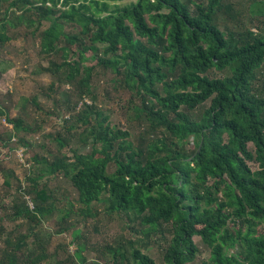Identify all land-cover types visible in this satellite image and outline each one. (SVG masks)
I'll list each match as a JSON object with an SVG mask.
<instances>
[{
    "label": "trees",
    "instance_id": "trees-1",
    "mask_svg": "<svg viewBox=\"0 0 264 264\" xmlns=\"http://www.w3.org/2000/svg\"><path fill=\"white\" fill-rule=\"evenodd\" d=\"M111 1L119 0H0V51L11 28L40 34L42 52L62 60L46 69L56 78L50 89L65 88L66 109L78 112L71 120L86 125L78 137L93 141L90 153L66 155L73 125L55 138L57 153L32 154L45 167L3 208L0 264H45L50 240L63 233L78 248L57 264H90L81 226L101 214L126 218L139 236L98 250L106 264H158L144 252L158 243L162 264H197L195 237L210 250L199 264H264V0ZM100 68L113 73L116 91L131 92L136 128L112 127L96 107ZM38 99L31 103L42 109ZM2 118L13 126L7 142L41 129L0 105ZM60 174L79 192L77 210L42 182ZM64 202L70 207L59 208ZM56 211L55 230L43 235Z\"/></svg>",
    "mask_w": 264,
    "mask_h": 264
},
{
    "label": "rangeland",
    "instance_id": "rangeland-1",
    "mask_svg": "<svg viewBox=\"0 0 264 264\" xmlns=\"http://www.w3.org/2000/svg\"><path fill=\"white\" fill-rule=\"evenodd\" d=\"M130 2V0H119L110 3L111 8H114L116 5L121 7ZM3 16L4 11L0 12V19ZM48 26L49 24H46L43 29ZM9 32L12 36L11 40L0 51V105L9 110L11 119L22 117L26 124L33 127L40 125L41 129L33 133L20 132L18 136H14L16 137L15 140L7 142L9 131L12 130L13 126L7 123L4 118L0 121V215L5 212L3 208L9 210L16 199H23L24 195L17 190L18 186L22 185L24 189H27L29 185L27 177L39 175L40 170L44 169V165H37L33 161V153L45 157L49 156V152L57 153L60 145L55 138L60 134L69 135L68 130L73 125L76 126L73 131L76 137L70 147L65 150L66 155L76 157L73 150L77 149L79 150L78 155L90 153L93 145L91 138L85 141L84 138L78 137L85 130L86 125L71 120V117L78 115V112H71L66 109L64 97L61 93L65 88H62L61 91H58V87L53 91L50 89L56 78L46 69L53 60L61 63L60 56H49L42 52L39 41L40 34L32 37L28 34L25 35V29H22L21 32V29L14 28H11ZM113 78V73L101 68L97 70L93 79L96 107L109 118L108 123L112 127H119L124 130L136 128L134 123L130 122V116L132 115L131 92L127 90L116 91L113 88ZM66 89H70V87L66 86ZM34 97H39L38 102L42 109L31 103ZM57 98L59 110L55 105V99ZM86 101L92 103L90 97H87ZM82 104L83 102L80 103L78 111L83 108ZM66 120L71 121L67 124ZM19 139L27 140L33 146L30 149L26 147L22 149L19 147ZM249 147L251 150L255 149L252 144H249ZM248 164L252 170L258 169L256 163L248 162ZM6 174L11 176L12 187L10 188L4 185L5 178L3 175L6 176ZM43 181H49L50 187L56 189L60 197L68 196L77 205L76 210L81 207L78 203L79 192L70 179L60 174L55 177H47ZM26 199L30 201L29 197H26ZM62 207L68 208L70 206L67 202H64L59 208ZM58 216H60V213L56 211L53 217L47 219L40 226L43 235L55 230ZM98 221L81 226L89 244L85 256L89 259L90 264L98 260L100 264H106L104 260L98 259V250H104L107 244L126 246L130 239L139 237L131 228L126 227V218L125 221H122L101 214ZM258 232L259 235L264 234L263 227H259ZM72 241L73 236L71 233L54 235L48 246L49 252L53 256L45 264H57L58 261L65 259L66 252L75 253L78 247L72 244ZM194 241L200 250L196 260V263L199 264L210 258V250L199 237H195ZM63 245L66 246L65 249L62 248ZM144 252L151 255L158 264H162L163 251L160 248V243L144 249Z\"/></svg>",
    "mask_w": 264,
    "mask_h": 264
},
{
    "label": "built area",
    "instance_id": "built-area-1",
    "mask_svg": "<svg viewBox=\"0 0 264 264\" xmlns=\"http://www.w3.org/2000/svg\"><path fill=\"white\" fill-rule=\"evenodd\" d=\"M29 204H30L31 207H33V206H32V203H31L30 201H29Z\"/></svg>",
    "mask_w": 264,
    "mask_h": 264
}]
</instances>
